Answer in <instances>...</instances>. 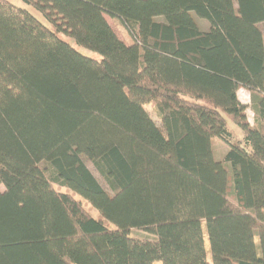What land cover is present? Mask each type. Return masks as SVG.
I'll return each mask as SVG.
<instances>
[{
    "label": "trees",
    "instance_id": "16d2710c",
    "mask_svg": "<svg viewBox=\"0 0 264 264\" xmlns=\"http://www.w3.org/2000/svg\"><path fill=\"white\" fill-rule=\"evenodd\" d=\"M21 1L46 24L0 0V264H264V0Z\"/></svg>",
    "mask_w": 264,
    "mask_h": 264
},
{
    "label": "rangeland",
    "instance_id": "374dc122",
    "mask_svg": "<svg viewBox=\"0 0 264 264\" xmlns=\"http://www.w3.org/2000/svg\"><path fill=\"white\" fill-rule=\"evenodd\" d=\"M7 1L11 2L12 4H14L17 7H20V8L26 9V10H29L38 20H40L42 23H45L46 24V22H45V20H44V18H43V16L41 14H39L38 12H36L34 9L28 7L27 5H25L21 0H7ZM193 16H194V18H196V20L199 21V17H197L194 13H193ZM107 20L110 23V25L112 26V28L114 29V31L117 33V35L119 36V38L123 42H125L126 44H131L132 38L129 35V33L126 30V28L120 22V20L117 19V18H111V17H107ZM199 24L205 30L208 28V22L207 21L200 20L199 21ZM261 28H262V30L264 32V24H261ZM62 38L64 40H66L67 42H69L71 45H73L75 48H77L83 55H85L87 57L95 58V59H98L99 58V56L96 55L95 53L77 47L75 45L74 41H72L70 39H67L65 37H62ZM240 95H241V98L242 99H245L247 97V103H250V101H249V98L250 97H249L248 91H247V95L245 94V92H243L242 94L240 92ZM146 109L149 111V113L151 114V116L158 122V115H157L156 110L153 108V105L152 104L146 105ZM247 115H248V119H249L250 124H252L253 123V119H254V115H253V113H252V111L250 109L247 111ZM227 121H228L229 128L234 133L235 139L236 138H241L243 136L242 135L243 132L236 125H234L230 119H228ZM211 146H212L213 152H215L214 153L215 159L216 160H224V156H225V153H226V151L228 149V146L226 144L222 143L219 139H213L212 142H211ZM86 164L90 168V170H92V172L94 173V175L98 177V174L94 170V168L92 166V163L87 161ZM101 183L103 184L102 181H101ZM57 187L58 186H56V188ZM0 190L3 191V187L2 186H0ZM59 190L64 191V189H62V188L61 189L59 188ZM83 203H84L85 209L95 219H97L99 217L98 212L96 210H94V209H91L90 208V205H88L86 202H83ZM203 229H204V236H205V247H206V251H207V259H208L209 262H211L210 246H209L208 236H207V233H206V229H205V224L204 223H203ZM133 236H136V237L137 236H139V237H145V236H148V233L143 232V231L135 230V231H133ZM153 264H161V263L158 262V261H156Z\"/></svg>",
    "mask_w": 264,
    "mask_h": 264
},
{
    "label": "crops",
    "instance_id": "0c3cea01",
    "mask_svg": "<svg viewBox=\"0 0 264 264\" xmlns=\"http://www.w3.org/2000/svg\"><path fill=\"white\" fill-rule=\"evenodd\" d=\"M240 92H241V94L243 93V92H245V94L247 95V90H245V89H241V90H239V93H238V95H239V99H240V101L243 103V104H249V103H247V97L245 98V99H242L241 98V95H240ZM249 93V92H248ZM249 97H250V93H249ZM249 101H250V98H249Z\"/></svg>",
    "mask_w": 264,
    "mask_h": 264
}]
</instances>
